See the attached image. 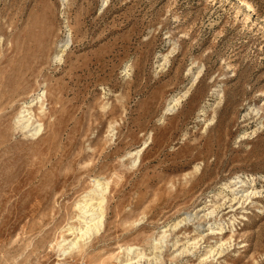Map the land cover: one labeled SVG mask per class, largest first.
Returning a JSON list of instances; mask_svg holds the SVG:
<instances>
[{
  "label": "rangeland",
  "instance_id": "obj_1",
  "mask_svg": "<svg viewBox=\"0 0 264 264\" xmlns=\"http://www.w3.org/2000/svg\"><path fill=\"white\" fill-rule=\"evenodd\" d=\"M0 37V264H264V0H0ZM97 179L102 227L68 249Z\"/></svg>",
  "mask_w": 264,
  "mask_h": 264
},
{
  "label": "bare ground",
  "instance_id": "obj_2",
  "mask_svg": "<svg viewBox=\"0 0 264 264\" xmlns=\"http://www.w3.org/2000/svg\"><path fill=\"white\" fill-rule=\"evenodd\" d=\"M64 1V0H62ZM71 38L68 36V38L65 40L63 45H60V50L54 55V59L60 60L61 59V52L64 51L65 47L68 46L70 43ZM1 42V37H0ZM166 60V57H164ZM164 60V61H165ZM199 73L197 75H194V81L198 78ZM187 94V91L182 94V96H172L168 99L166 106H165V112H172L174 111L177 106L179 105L181 99L183 96ZM44 96V91L42 89L38 90L37 92L33 93L30 97V100L26 101L22 109L20 111V117L18 118V122H20V125L23 129H26L27 132H29L31 135H39L43 130V125L40 122L34 121L33 114L31 113V108L37 104L42 102V97ZM42 105V103H41ZM146 146V144H145ZM143 148L138 149L135 152H128V156L132 157L133 155H139ZM133 162V161H132ZM197 169V167H196ZM195 169V170H196ZM248 180H243L239 176L233 178L230 180L229 183L225 184V187L229 189L230 192H232V200H235L236 198H242V199H250L253 196H256L260 192L253 189H248L247 184ZM94 187L90 189L84 196L83 199H81L77 203V209L79 210V226L74 229L71 234H74V238H72L68 243H66L67 239H64L63 241L68 244V249H72L78 245L80 241H85L89 239L92 235L98 233L102 227L103 224V203L105 200V193L108 189V183L102 180H94ZM214 210H211L208 212V214H213ZM199 214V213H198ZM77 216V215H76ZM193 217L191 213H187L181 220H179L175 226L178 224L188 221ZM218 224H215V226ZM216 229V230H215ZM210 232L219 233L223 230V227H221V224L216 226V228L211 227L209 225L208 229ZM71 231V230H70ZM218 231V232H216ZM166 238V230H162L158 237L153 238V249H161L163 247V244L165 243ZM220 241V240H219ZM64 243V244H65ZM195 243V242H194ZM62 251L66 252L67 248H63L62 245ZM212 246V245H211ZM220 248V247H219ZM125 251V259L122 261L121 264H142V262L147 261V263H150V260H157V255H154L153 257L149 258L146 256V254L141 251V249L136 247H126L123 249ZM212 247H210L209 252H212ZM214 252V251H213Z\"/></svg>",
  "mask_w": 264,
  "mask_h": 264
}]
</instances>
